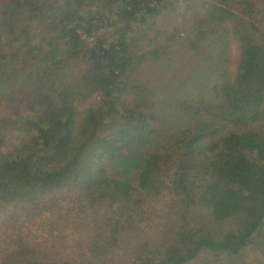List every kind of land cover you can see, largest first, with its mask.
Here are the masks:
<instances>
[{
    "label": "trees",
    "instance_id": "16d2710c",
    "mask_svg": "<svg viewBox=\"0 0 264 264\" xmlns=\"http://www.w3.org/2000/svg\"><path fill=\"white\" fill-rule=\"evenodd\" d=\"M59 193L83 207L70 254L22 231L64 217ZM250 251L264 264V0H0V264Z\"/></svg>",
    "mask_w": 264,
    "mask_h": 264
},
{
    "label": "rangeland",
    "instance_id": "374dc122",
    "mask_svg": "<svg viewBox=\"0 0 264 264\" xmlns=\"http://www.w3.org/2000/svg\"><path fill=\"white\" fill-rule=\"evenodd\" d=\"M240 48L237 42L231 41L230 42V67L232 71H235L237 63L240 58ZM67 194L59 193L54 196L55 199L59 200L58 206L59 210L63 213L64 217H61L60 214H54L51 215L49 212H46L42 216H35L30 221H28L27 224L23 227V232H31L32 238L37 242H42L50 237L51 234L55 236H59L61 234L69 235V244L70 246H67V249H65L63 252L70 254V251L78 250V245L74 243L72 240L71 234L72 231L70 230V227H75V224H72L70 222V216L75 217L81 215L82 206L77 203V197L74 198H67ZM67 215V216H65ZM56 220H58V225ZM60 220L61 223H60ZM56 223V224H53ZM60 223V224H59ZM66 227V229H65ZM65 229V232L62 230ZM79 235H81V232H77V234L73 235V239L75 241H78ZM64 237V236H63ZM85 245L81 246L84 247ZM69 247V248H68ZM247 257L249 258L251 263H257L259 259H261V255L256 251H250L247 254Z\"/></svg>",
    "mask_w": 264,
    "mask_h": 264
}]
</instances>
